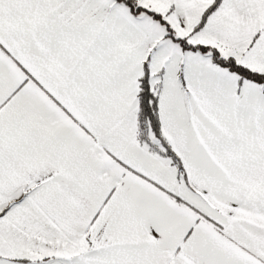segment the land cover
<instances>
[{
  "label": "snow or ice",
  "instance_id": "snow-or-ice-1",
  "mask_svg": "<svg viewBox=\"0 0 264 264\" xmlns=\"http://www.w3.org/2000/svg\"><path fill=\"white\" fill-rule=\"evenodd\" d=\"M0 264H264V0H0Z\"/></svg>",
  "mask_w": 264,
  "mask_h": 264
}]
</instances>
